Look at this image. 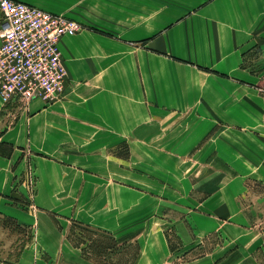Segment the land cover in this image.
<instances>
[{
  "label": "crops",
  "instance_id": "1",
  "mask_svg": "<svg viewBox=\"0 0 264 264\" xmlns=\"http://www.w3.org/2000/svg\"><path fill=\"white\" fill-rule=\"evenodd\" d=\"M14 1L72 19L80 30L59 42L67 82L58 101L0 97V229L8 218L30 230L16 254L0 249L7 257L0 264L75 256L62 221L131 235V197L161 203L167 186L147 168L151 157L208 158L203 142L226 124L264 126V0ZM2 23L0 13V31ZM163 134L185 142V152L146 143ZM15 151L32 154L21 172L28 166L33 186L17 185ZM17 188L32 210L9 199ZM144 233L135 234L136 264L145 257Z\"/></svg>",
  "mask_w": 264,
  "mask_h": 264
},
{
  "label": "rangeland",
  "instance_id": "2",
  "mask_svg": "<svg viewBox=\"0 0 264 264\" xmlns=\"http://www.w3.org/2000/svg\"><path fill=\"white\" fill-rule=\"evenodd\" d=\"M197 128L195 126V130ZM162 133H166L165 130ZM261 137H264L262 124H226L225 132L215 133L209 141L203 142L205 150L211 154L208 158L151 157L155 161L145 163L147 168L155 171L151 175L167 186L159 191L161 203L148 197H131V208L136 209L131 210L125 228L131 235L114 238L91 225L62 221L71 243L80 247L75 256L65 254L50 258L55 264H130L137 251L135 234L145 229L141 238L145 247L143 264H264V138ZM163 138L164 134L161 141L146 143H150L152 149L159 143L163 149L176 150L179 154L185 152V142ZM200 145L195 144V149ZM32 157L27 151H15L17 185L18 181L26 179L33 186L28 166L26 172H21ZM130 183L136 185L133 180ZM18 194L20 188L9 199L21 209L32 210L27 200L19 198ZM49 220L58 229L57 219L49 214ZM1 222L4 230L0 229V249L7 252L13 248L16 254L24 244L23 236L27 231L28 237L30 230H19L11 220ZM161 230L166 233L164 247L158 237ZM112 239L118 246L112 255L99 256L90 248L92 243L112 245ZM0 258L7 257L2 253Z\"/></svg>",
  "mask_w": 264,
  "mask_h": 264
},
{
  "label": "built area",
  "instance_id": "3",
  "mask_svg": "<svg viewBox=\"0 0 264 264\" xmlns=\"http://www.w3.org/2000/svg\"><path fill=\"white\" fill-rule=\"evenodd\" d=\"M0 13V97L26 105L55 102L67 82L59 42L79 24L14 0H0Z\"/></svg>",
  "mask_w": 264,
  "mask_h": 264
},
{
  "label": "trees",
  "instance_id": "4",
  "mask_svg": "<svg viewBox=\"0 0 264 264\" xmlns=\"http://www.w3.org/2000/svg\"><path fill=\"white\" fill-rule=\"evenodd\" d=\"M5 220H10V219H8V218H5ZM79 226H81V225H79ZM19 226L17 225V228H18ZM95 232V231H94ZM29 238V237H28ZM69 239H70V236L68 237ZM112 242H114L112 245H109V246H103V245H101L100 243H95L94 245H93V243H92V246L90 247L91 249H93L94 250V252H95V254L96 255H101V256H109V255H112V254H114L116 251H117V249H118V246H117V243L112 239L111 240ZM79 244V243H78ZM74 246H75V244H74ZM124 246H126V244H124L123 245V247ZM137 246V245H136ZM76 248H79L80 247V244L78 245V246H75ZM136 254H135V256H134V258L132 259V261L130 262V264H134L135 263V261H136V259H137V256H138V254H139V248H138V246L136 247Z\"/></svg>",
  "mask_w": 264,
  "mask_h": 264
}]
</instances>
